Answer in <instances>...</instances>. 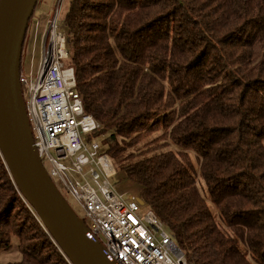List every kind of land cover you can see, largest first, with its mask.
Instances as JSON below:
<instances>
[{
  "label": "trees",
  "instance_id": "trees-1",
  "mask_svg": "<svg viewBox=\"0 0 264 264\" xmlns=\"http://www.w3.org/2000/svg\"><path fill=\"white\" fill-rule=\"evenodd\" d=\"M65 27L93 138L188 263L264 264V0H69ZM24 204L0 154L7 264H70Z\"/></svg>",
  "mask_w": 264,
  "mask_h": 264
},
{
  "label": "built area",
  "instance_id": "built-area-1",
  "mask_svg": "<svg viewBox=\"0 0 264 264\" xmlns=\"http://www.w3.org/2000/svg\"><path fill=\"white\" fill-rule=\"evenodd\" d=\"M60 12L59 5L43 39L38 76H20L44 168L56 187L83 209L88 238L103 244L109 260L117 264H189L174 235L153 210L140 203L138 195L125 198L116 189L115 164L93 138L101 125L85 112L73 68L65 64L69 54L66 34L58 31Z\"/></svg>",
  "mask_w": 264,
  "mask_h": 264
},
{
  "label": "water",
  "instance_id": "water-1",
  "mask_svg": "<svg viewBox=\"0 0 264 264\" xmlns=\"http://www.w3.org/2000/svg\"><path fill=\"white\" fill-rule=\"evenodd\" d=\"M39 0H0V154L29 208L70 264H117L44 168L30 126L20 76L29 23ZM140 203L145 201L139 199Z\"/></svg>",
  "mask_w": 264,
  "mask_h": 264
},
{
  "label": "rangeland",
  "instance_id": "rangeland-1",
  "mask_svg": "<svg viewBox=\"0 0 264 264\" xmlns=\"http://www.w3.org/2000/svg\"><path fill=\"white\" fill-rule=\"evenodd\" d=\"M68 1L69 0H39L38 1L34 14L29 23L27 37L25 40L24 48H23L21 73L25 75V77L33 78V77H37L39 74V71L42 65L43 39L45 38V35L49 28V24L59 5L61 7V12H60V18L57 23L58 31L65 32V29H66L65 15H66V10L68 8ZM25 100H26V97H25ZM159 134L160 133L149 136L150 138H147L145 142L152 141L154 138H157ZM113 162L115 164L116 172H117V176L114 178V183H115V187L118 190V192L124 195L125 198H129L131 195H138L140 197L138 193L139 192L138 188L134 185L132 181L125 178L124 172L120 167L121 161L113 160ZM58 188L61 194L63 195V197L69 203V205L77 213V215L84 220L85 218H84L83 209L77 204V202L72 198L70 194H68L66 191L61 189L59 186ZM23 202L25 203L24 205H26V207L30 209L28 204L24 200ZM30 210L32 211V213L34 212V210L32 209ZM37 220L42 225L41 220H39L38 218ZM22 258H23V254L19 247V239L17 236H12L11 247L9 249L0 250V264L20 262ZM64 259L66 260L67 258L64 257Z\"/></svg>",
  "mask_w": 264,
  "mask_h": 264
}]
</instances>
